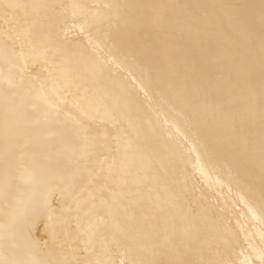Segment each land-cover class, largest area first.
Masks as SVG:
<instances>
[{"label":"bare ground","instance_id":"6f19581e","mask_svg":"<svg viewBox=\"0 0 264 264\" xmlns=\"http://www.w3.org/2000/svg\"><path fill=\"white\" fill-rule=\"evenodd\" d=\"M75 260L264 264V0H0V264Z\"/></svg>","mask_w":264,"mask_h":264},{"label":"snow or ice","instance_id":"6c2138e0","mask_svg":"<svg viewBox=\"0 0 264 264\" xmlns=\"http://www.w3.org/2000/svg\"><path fill=\"white\" fill-rule=\"evenodd\" d=\"M8 7L18 8V7H22V6L21 5H9ZM61 196L62 197L64 196V192L63 191H61ZM42 205L43 206H46L48 208L51 207L50 202H49L47 196L43 197L42 204L41 203H37V205L34 207V209H33V215L34 216H38L40 214ZM79 207H80V204H79V202H77V211H79ZM68 210L71 211V208L69 207ZM104 223L105 222L103 220V217H99V223L91 224L90 225V231L98 232L100 230V228L104 225ZM84 250L85 251H88L89 249L88 248H85ZM67 264H89V262L75 260V261L67 262ZM121 264H124V261H121Z\"/></svg>","mask_w":264,"mask_h":264}]
</instances>
